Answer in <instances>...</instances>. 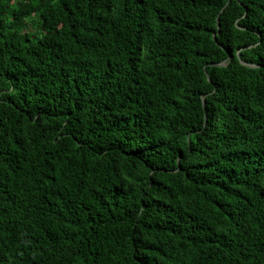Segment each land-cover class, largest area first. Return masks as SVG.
<instances>
[{"label":"trees","instance_id":"trees-1","mask_svg":"<svg viewBox=\"0 0 264 264\" xmlns=\"http://www.w3.org/2000/svg\"><path fill=\"white\" fill-rule=\"evenodd\" d=\"M0 264H264V0H0Z\"/></svg>","mask_w":264,"mask_h":264}]
</instances>
